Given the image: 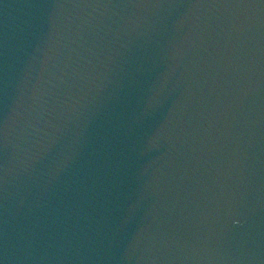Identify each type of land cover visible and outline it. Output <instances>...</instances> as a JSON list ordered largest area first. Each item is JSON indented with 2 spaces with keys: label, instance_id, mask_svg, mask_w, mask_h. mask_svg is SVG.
I'll list each match as a JSON object with an SVG mask.
<instances>
[{
  "label": "water",
  "instance_id": "1",
  "mask_svg": "<svg viewBox=\"0 0 264 264\" xmlns=\"http://www.w3.org/2000/svg\"><path fill=\"white\" fill-rule=\"evenodd\" d=\"M0 264H264V0H0Z\"/></svg>",
  "mask_w": 264,
  "mask_h": 264
}]
</instances>
